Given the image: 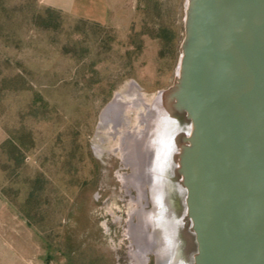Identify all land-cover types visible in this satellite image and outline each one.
Instances as JSON below:
<instances>
[{
    "label": "rangeland",
    "instance_id": "374dc122",
    "mask_svg": "<svg viewBox=\"0 0 264 264\" xmlns=\"http://www.w3.org/2000/svg\"><path fill=\"white\" fill-rule=\"evenodd\" d=\"M109 1L101 23L0 0L1 264H131L123 148L100 113L121 94L143 127L175 84L187 3Z\"/></svg>",
    "mask_w": 264,
    "mask_h": 264
},
{
    "label": "water",
    "instance_id": "95a60500",
    "mask_svg": "<svg viewBox=\"0 0 264 264\" xmlns=\"http://www.w3.org/2000/svg\"><path fill=\"white\" fill-rule=\"evenodd\" d=\"M174 86L143 132L114 94L99 126L122 142L131 264H264V0H186Z\"/></svg>",
    "mask_w": 264,
    "mask_h": 264
},
{
    "label": "crops",
    "instance_id": "0c3cea01",
    "mask_svg": "<svg viewBox=\"0 0 264 264\" xmlns=\"http://www.w3.org/2000/svg\"><path fill=\"white\" fill-rule=\"evenodd\" d=\"M46 2L49 6L74 16L101 23L108 21L111 9L109 0H46ZM6 257L2 256L0 248V264L2 259H7ZM10 258L15 260V256H8V259Z\"/></svg>",
    "mask_w": 264,
    "mask_h": 264
},
{
    "label": "bare ground",
    "instance_id": "6f19581e",
    "mask_svg": "<svg viewBox=\"0 0 264 264\" xmlns=\"http://www.w3.org/2000/svg\"><path fill=\"white\" fill-rule=\"evenodd\" d=\"M122 115H123V118H124V120H125V123H126V125H127V128H128V130L132 133V131L133 132H136V133H139V132H143L144 131V127H140L139 125H137V126H132V127H130L129 125H128V118H127V116L126 115H124L123 113H122ZM143 116H145L144 114H143ZM142 116V117H143ZM140 122H141V119H140ZM108 123V122H107ZM107 123H105V124H107ZM142 123V122H141ZM111 128L113 129V126L111 125ZM114 130V129H113ZM113 133H115V132H113ZM121 145H122V142H121Z\"/></svg>",
    "mask_w": 264,
    "mask_h": 264
},
{
    "label": "trees",
    "instance_id": "16d2710c",
    "mask_svg": "<svg viewBox=\"0 0 264 264\" xmlns=\"http://www.w3.org/2000/svg\"><path fill=\"white\" fill-rule=\"evenodd\" d=\"M7 142H11V139L9 138V139H7ZM16 147H18L17 145H15Z\"/></svg>",
    "mask_w": 264,
    "mask_h": 264
}]
</instances>
